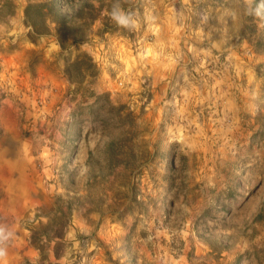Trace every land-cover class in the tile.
Masks as SVG:
<instances>
[{
  "label": "rangeland",
  "instance_id": "obj_1",
  "mask_svg": "<svg viewBox=\"0 0 264 264\" xmlns=\"http://www.w3.org/2000/svg\"><path fill=\"white\" fill-rule=\"evenodd\" d=\"M13 2L5 264H264V18L247 0H112L131 23L102 33L104 0L80 47L98 74L82 84L64 68L77 52L29 35L27 0ZM92 91L109 100L91 108Z\"/></svg>",
  "mask_w": 264,
  "mask_h": 264
},
{
  "label": "trees",
  "instance_id": "obj_2",
  "mask_svg": "<svg viewBox=\"0 0 264 264\" xmlns=\"http://www.w3.org/2000/svg\"><path fill=\"white\" fill-rule=\"evenodd\" d=\"M96 1L98 6L93 3ZM104 0H81L78 7L74 0H27L23 10L24 23L28 34L34 37L51 36L55 38L61 52L74 50L77 52L73 59L65 63V74L69 81L82 84L87 77H96L98 68L92 57L80 47L88 42L87 32L97 20L101 3ZM115 4V3H114ZM113 2L106 5L105 11L110 14ZM13 0H0V15H12L14 12ZM124 11L126 9L123 8ZM120 26L116 23L106 22L100 32H115ZM92 98L91 108L97 106L102 100H109L105 93L89 92ZM123 107V106H121ZM102 107L93 109V116H100ZM117 110L120 109L118 106ZM37 246H39L37 244Z\"/></svg>",
  "mask_w": 264,
  "mask_h": 264
},
{
  "label": "clouds",
  "instance_id": "obj_3",
  "mask_svg": "<svg viewBox=\"0 0 264 264\" xmlns=\"http://www.w3.org/2000/svg\"><path fill=\"white\" fill-rule=\"evenodd\" d=\"M249 5V14L258 18H264V0H259V3L255 4V7H251L254 0H247ZM110 18L119 26H129L131 23L130 17L124 12L118 3L114 4L110 12ZM12 233L5 231L3 227H0V264H5V258L7 256V242L11 238Z\"/></svg>",
  "mask_w": 264,
  "mask_h": 264
},
{
  "label": "crops",
  "instance_id": "obj_4",
  "mask_svg": "<svg viewBox=\"0 0 264 264\" xmlns=\"http://www.w3.org/2000/svg\"><path fill=\"white\" fill-rule=\"evenodd\" d=\"M8 212H13V211L11 210V211H8ZM10 228L16 230L17 229V225L13 224V225H11Z\"/></svg>",
  "mask_w": 264,
  "mask_h": 264
}]
</instances>
